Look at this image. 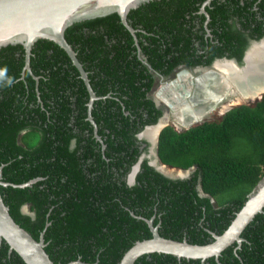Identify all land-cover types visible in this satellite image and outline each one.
I'll use <instances>...</instances> for the list:
<instances>
[{
    "label": "trees",
    "instance_id": "1",
    "mask_svg": "<svg viewBox=\"0 0 264 264\" xmlns=\"http://www.w3.org/2000/svg\"><path fill=\"white\" fill-rule=\"evenodd\" d=\"M169 1L143 3L129 11L128 19L148 28V11L174 3ZM64 35L99 96L90 114L102 142L88 119L86 86L59 45L47 39L34 43L30 68L37 83L27 70L21 77L23 46L1 47L2 180L21 184L38 178L22 187L0 185L13 219L35 239L43 234L44 249L57 264H119L135 241L151 237L145 221L150 218L161 236L212 241L211 232L226 229L264 176V94L183 131L163 127L158 158L192 171L185 178H170L144 159L128 184L127 174L140 155L136 134L161 114L146 96L151 83L144 81L146 67L129 52L132 40L116 12L73 23ZM108 80L116 95L100 97ZM24 205L29 213L22 212ZM241 236L239 247L228 246L218 260L154 252L134 264H264V211ZM0 264L26 263L2 240Z\"/></svg>",
    "mask_w": 264,
    "mask_h": 264
},
{
    "label": "flooded vegetation",
    "instance_id": "2",
    "mask_svg": "<svg viewBox=\"0 0 264 264\" xmlns=\"http://www.w3.org/2000/svg\"><path fill=\"white\" fill-rule=\"evenodd\" d=\"M173 1L171 5L163 4L158 10L148 11L152 17L148 28L138 20L128 19V14L127 22L133 28V33L124 26L132 40L130 48L128 47L129 52L137 57L139 66L146 67L149 77L144 81L151 80L146 96L154 102L156 108L161 110L155 123L145 125L136 134V143L140 150L137 162L140 160L141 163L145 159L157 171L159 170L150 164L158 157L157 145L153 149L152 138L147 134L141 135L146 126H157L160 120L162 122L166 120L167 123L164 121L163 127L171 125L176 130L178 124L175 120L176 115L183 113V110L187 111L184 108L190 102L192 97L190 95L194 93L197 84L198 90L205 84L210 87L211 82L217 77H225V75L227 77L224 68L242 69L253 55V50L264 47V0H170L169 2ZM173 22L175 25L167 28L171 27ZM102 75L104 79L105 73ZM108 81L110 86L106 89L105 95L100 97L116 95V86L111 82L112 80ZM35 82H38V76ZM163 93L178 96V103L182 108H178L173 101L171 103L166 101L162 96ZM255 101L257 100L249 104ZM222 115L218 113L216 107L202 119V122L219 119ZM199 121H195V124ZM178 126L183 125L179 123ZM156 164L161 169L162 165L158 162ZM134 165L127 174V183L133 173ZM161 173L170 178H177Z\"/></svg>",
    "mask_w": 264,
    "mask_h": 264
},
{
    "label": "water",
    "instance_id": "3",
    "mask_svg": "<svg viewBox=\"0 0 264 264\" xmlns=\"http://www.w3.org/2000/svg\"><path fill=\"white\" fill-rule=\"evenodd\" d=\"M149 0H0V48L7 45L20 44L24 48V71L27 70L35 80V76L30 68V55L34 43L38 39H47L59 45L68 55L71 63L78 70L79 76L83 80L88 92V119L93 125L94 134L97 140L101 141L97 134L96 124L90 114L93 101L98 96L93 91L89 82L87 71L76 55V51L65 38V29L73 23L87 19H92L116 12L121 23L127 27L132 33L133 28L127 22V14L139 4ZM264 90H261L254 100L262 97ZM159 94V93H158ZM161 95V94H159ZM251 101H243L231 105L221 112L224 114L227 110L240 104H249ZM189 105L185 106L188 111ZM203 119V118H202ZM195 118L192 122L182 123L183 126H177V131L186 130L194 125L199 124L203 120ZM200 120V121H199ZM195 121H199L198 123ZM151 126H146L145 131L141 135L146 134V130ZM163 128L161 123L157 124V132L155 138H152V147L156 148L158 134ZM102 142V141H101ZM104 147V145H103ZM169 167L162 163L157 157L151 165H154L164 174L172 177L185 178L192 168L181 169L170 167L177 171L175 175L167 173L159 168V165ZM140 160L134 165L133 173L129 176L128 183L134 182V174L138 170ZM38 178H32L21 184H14L2 180L0 171V185L26 186L36 181ZM200 194H205L199 187ZM264 176L259 180L251 192L247 195V199L235 213L226 229L217 234L211 232L213 240L205 244H197L188 242L186 239L176 240L161 236L158 232V225L153 224V219H145L151 232V237L143 240L135 241L122 255L119 264H134V261L141 255L150 253L172 254L178 258L200 259L206 260L214 257L218 260L221 252L228 246L236 243L241 244L243 237L242 231L253 218L264 210ZM22 212L29 213V206L24 205ZM5 240L9 246V250H14L26 264H57L54 263L44 249L45 242L41 233L38 239H35L26 229L20 226L11 216L9 207L4 203L0 193V245ZM69 262L67 264H71Z\"/></svg>",
    "mask_w": 264,
    "mask_h": 264
},
{
    "label": "bare ground",
    "instance_id": "4",
    "mask_svg": "<svg viewBox=\"0 0 264 264\" xmlns=\"http://www.w3.org/2000/svg\"><path fill=\"white\" fill-rule=\"evenodd\" d=\"M224 71L227 74V77L226 75L225 77H217L213 82H211L212 85L210 87H208V84H205L203 87H200V90H198L197 84V88L193 91L194 93L190 95L192 97L188 103V105H190L188 111L185 110L186 112H184L183 110V113L176 115L175 120L178 121L177 126L179 123L185 124L186 121L192 122L196 117L202 119L214 111L216 107L220 114L231 105L246 100H254L260 92L259 89H264V47L255 48L253 50V55L242 69L235 70L232 67H226L224 68ZM174 94L163 93L162 96L166 101L170 103L173 101V103H176L178 108H182V105L178 103L179 97L176 95L174 96ZM156 132L157 126L155 125L146 130V134L149 138H155ZM168 168L169 167H165L163 165L161 167L162 170L170 173L171 171H169Z\"/></svg>",
    "mask_w": 264,
    "mask_h": 264
},
{
    "label": "rangeland",
    "instance_id": "5",
    "mask_svg": "<svg viewBox=\"0 0 264 264\" xmlns=\"http://www.w3.org/2000/svg\"><path fill=\"white\" fill-rule=\"evenodd\" d=\"M249 101H250V100H249ZM218 113H219V112H218ZM211 117H214V116H211ZM217 119H218V118H217ZM164 121H165V120H164ZM164 121H163V122H164ZM163 122H162V120L159 121V123H161L162 125L165 124V123H163ZM165 122L167 123V121H165ZM194 124H195V123H194ZM168 170L171 171L173 175H175V173H177V171H175V170L172 169V168H168ZM171 172H170V174H171Z\"/></svg>",
    "mask_w": 264,
    "mask_h": 264
}]
</instances>
